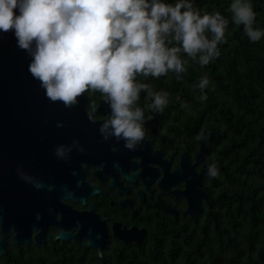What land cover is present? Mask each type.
Returning a JSON list of instances; mask_svg holds the SVG:
<instances>
[{
    "label": "clouds",
    "instance_id": "1",
    "mask_svg": "<svg viewBox=\"0 0 264 264\" xmlns=\"http://www.w3.org/2000/svg\"><path fill=\"white\" fill-rule=\"evenodd\" d=\"M229 11L251 42L264 38V29L255 27L252 0H231ZM228 25L220 11L201 14L194 0H0V33L12 31L17 46L27 51L28 71L46 97L72 107L85 92H100L110 109L100 134L133 151L146 136L145 110L137 106L141 92L153 112H163L169 97L137 77L173 72L182 79L188 64L182 54L207 66L220 56ZM209 84L207 75L199 81L202 101ZM74 149L83 151L78 140L56 146L54 153L66 159ZM208 175H219L216 163L208 166ZM21 178L42 187L34 177Z\"/></svg>",
    "mask_w": 264,
    "mask_h": 264
},
{
    "label": "flooded vegetation",
    "instance_id": "2",
    "mask_svg": "<svg viewBox=\"0 0 264 264\" xmlns=\"http://www.w3.org/2000/svg\"><path fill=\"white\" fill-rule=\"evenodd\" d=\"M84 94L87 114H56L49 123L56 124L53 130L63 127L72 134L83 151L74 149L66 159H58L54 153L58 144L40 143L20 145L23 151L6 154L23 164L22 174L43 184L40 191L45 199L44 206L32 208L33 218H27L24 230L8 228L0 264L5 252L8 264L21 258L47 263L61 246L86 244V238L77 242L72 237L81 224L94 242L103 241L102 255L120 254L126 247L147 245L155 233L169 230L170 220L199 215L212 205L207 172L212 164L209 145L215 137L196 139L206 129L189 124L183 133L174 134L169 114L145 110V139L136 150H129L123 141L105 139L99 132L110 109L104 104L100 106L104 111L92 110L99 108L103 96L92 91ZM61 188L71 197H61ZM185 190L199 201L200 210L194 215L184 212ZM200 193L205 197L198 199ZM62 230L71 237L59 238ZM15 233L24 239L15 242Z\"/></svg>",
    "mask_w": 264,
    "mask_h": 264
},
{
    "label": "trees",
    "instance_id": "3",
    "mask_svg": "<svg viewBox=\"0 0 264 264\" xmlns=\"http://www.w3.org/2000/svg\"><path fill=\"white\" fill-rule=\"evenodd\" d=\"M230 3L194 0L201 14L220 11L229 20L218 58L201 67L182 54L188 64L179 80L173 72L158 79L137 77L153 91L169 94L163 112L147 107L151 100L145 92L138 105L169 114L174 134L189 124L213 131L210 159L219 175L213 178L207 172L211 207L170 220L169 230L155 233V240L153 236L147 245L126 247L120 254L99 256L79 243L75 248L61 246L47 263L21 258L15 264H264V38L249 40L243 25L232 21ZM252 3L258 14L255 27L264 29V0ZM205 75L210 84L202 101L198 84ZM6 256L1 255L3 264H8Z\"/></svg>",
    "mask_w": 264,
    "mask_h": 264
},
{
    "label": "water",
    "instance_id": "4",
    "mask_svg": "<svg viewBox=\"0 0 264 264\" xmlns=\"http://www.w3.org/2000/svg\"><path fill=\"white\" fill-rule=\"evenodd\" d=\"M30 59L27 51L17 46L12 31L0 33V252H4L8 228L13 226L16 231L23 229L27 218H33L32 208L44 206L45 199L34 181L26 182L21 178L23 164L15 162V158H8L6 154L23 151L20 145H71L72 134L63 131V127L53 130L56 124L49 125L52 117L56 114H87L83 106L85 94L78 97V103L72 107H65L63 102L48 99L40 82L28 71ZM104 104V100H100L99 108L95 111H104L100 108ZM213 135V131L206 130L202 134V140L211 139ZM203 146L202 149L205 150ZM62 189L61 197H71ZM183 193L188 200L184 212L196 214L200 210L199 201H193L194 194L190 196L186 190ZM202 197L205 196L200 193L198 199ZM169 211L175 212L171 208ZM65 212L62 211V221L67 218ZM58 237L67 239L71 234L62 230ZM72 237L77 242L82 237L86 238V244L98 248V255H102L103 241L94 242L92 234L82 224ZM13 239L18 242L24 237H18V233H15Z\"/></svg>",
    "mask_w": 264,
    "mask_h": 264
}]
</instances>
